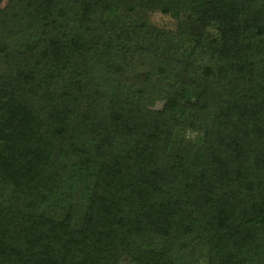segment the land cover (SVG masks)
Here are the masks:
<instances>
[{
  "label": "trees",
  "instance_id": "trees-1",
  "mask_svg": "<svg viewBox=\"0 0 264 264\" xmlns=\"http://www.w3.org/2000/svg\"><path fill=\"white\" fill-rule=\"evenodd\" d=\"M186 236L264 264V0H0V264H192Z\"/></svg>",
  "mask_w": 264,
  "mask_h": 264
},
{
  "label": "rangeland",
  "instance_id": "rangeland-1",
  "mask_svg": "<svg viewBox=\"0 0 264 264\" xmlns=\"http://www.w3.org/2000/svg\"><path fill=\"white\" fill-rule=\"evenodd\" d=\"M148 22L158 28H171L173 26V21L171 19L158 13L150 14L148 16ZM145 106L156 109L159 107V104L156 102L146 101ZM177 241L181 244L182 249H184L186 253L190 254L192 264H205V260L207 258L206 248L195 241L194 237L186 236L177 238Z\"/></svg>",
  "mask_w": 264,
  "mask_h": 264
}]
</instances>
